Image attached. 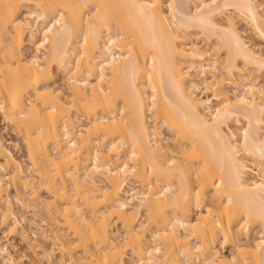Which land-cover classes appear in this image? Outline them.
I'll return each instance as SVG.
<instances>
[{
	"label": "bare ground",
	"instance_id": "bare-ground-1",
	"mask_svg": "<svg viewBox=\"0 0 264 264\" xmlns=\"http://www.w3.org/2000/svg\"><path fill=\"white\" fill-rule=\"evenodd\" d=\"M236 18L264 42L255 0H0L26 158L0 130L3 233L45 264H264V56Z\"/></svg>",
	"mask_w": 264,
	"mask_h": 264
},
{
	"label": "rangeland",
	"instance_id": "rangeland-1",
	"mask_svg": "<svg viewBox=\"0 0 264 264\" xmlns=\"http://www.w3.org/2000/svg\"><path fill=\"white\" fill-rule=\"evenodd\" d=\"M255 2L258 5H260L261 8L264 9V0H255ZM236 19L238 22L237 23L238 29L241 32L244 31L243 36H246V38L251 39L250 42H252V44H254L256 50H258L264 56V42L262 40H260L259 38H257L255 35H253V32L250 33V31H251L250 28L244 22H242L239 18H236ZM200 44L203 45L204 43L202 41H200ZM24 49H23L24 54L27 57L28 56L30 57L32 52H31V49L28 48V45H26V43H25ZM260 79H261V81L262 80L264 81V73L261 74ZM60 82H61V78H57V83H60ZM5 125L6 124L0 119V130L3 131L1 133L3 141L5 142V144L7 145L9 150L11 151V153L14 155V157H16L18 159L22 157L25 160L26 159L25 158V147H24V144L22 142V139L20 138V136L17 134V132L15 130H13L10 126H5ZM42 196H45V194L42 193ZM27 216H29L28 213H27ZM118 235L119 234L115 235V237H118ZM255 235L256 234L254 231V235L252 234V238H253V236L255 237ZM29 237L34 239L33 235L30 232H29ZM118 239H120V237ZM0 245H2V247L6 246L8 252L13 257H15L18 264H45L44 259L41 258L40 256L34 254L33 251L27 250L25 248L24 244L19 241L18 237H7L3 233L1 224H0ZM217 246H218V244H217ZM222 252L225 255H229L230 254V247L226 246L222 250ZM0 264H7V263H5V260H3L0 257Z\"/></svg>",
	"mask_w": 264,
	"mask_h": 264
}]
</instances>
